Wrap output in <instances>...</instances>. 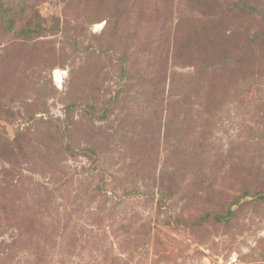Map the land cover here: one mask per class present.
<instances>
[{
	"label": "rangeland",
	"instance_id": "374dc122",
	"mask_svg": "<svg viewBox=\"0 0 264 264\" xmlns=\"http://www.w3.org/2000/svg\"><path fill=\"white\" fill-rule=\"evenodd\" d=\"M0 264H264V0H0Z\"/></svg>",
	"mask_w": 264,
	"mask_h": 264
}]
</instances>
